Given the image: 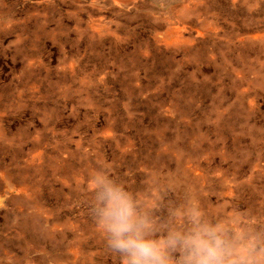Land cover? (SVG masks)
I'll use <instances>...</instances> for the list:
<instances>
[{"label": "rangeland", "instance_id": "374dc122", "mask_svg": "<svg viewBox=\"0 0 264 264\" xmlns=\"http://www.w3.org/2000/svg\"><path fill=\"white\" fill-rule=\"evenodd\" d=\"M97 173L264 241V0H0V264H122Z\"/></svg>", "mask_w": 264, "mask_h": 264}, {"label": "clouds", "instance_id": "9594fccd", "mask_svg": "<svg viewBox=\"0 0 264 264\" xmlns=\"http://www.w3.org/2000/svg\"><path fill=\"white\" fill-rule=\"evenodd\" d=\"M97 227L122 264H264V241L213 222L196 209L163 235L123 185L97 173L92 177Z\"/></svg>", "mask_w": 264, "mask_h": 264}]
</instances>
